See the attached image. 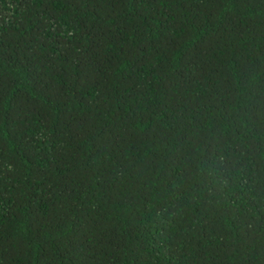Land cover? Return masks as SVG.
<instances>
[{
  "label": "trees",
  "instance_id": "1",
  "mask_svg": "<svg viewBox=\"0 0 264 264\" xmlns=\"http://www.w3.org/2000/svg\"><path fill=\"white\" fill-rule=\"evenodd\" d=\"M0 264H264V0H0Z\"/></svg>",
  "mask_w": 264,
  "mask_h": 264
}]
</instances>
